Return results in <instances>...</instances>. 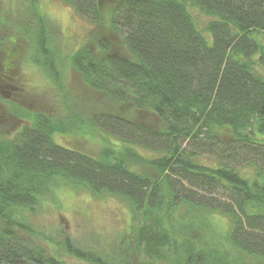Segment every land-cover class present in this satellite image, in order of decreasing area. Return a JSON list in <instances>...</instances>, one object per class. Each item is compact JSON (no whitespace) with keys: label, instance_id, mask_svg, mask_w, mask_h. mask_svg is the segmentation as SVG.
<instances>
[{"label":"trees","instance_id":"1","mask_svg":"<svg viewBox=\"0 0 264 264\" xmlns=\"http://www.w3.org/2000/svg\"><path fill=\"white\" fill-rule=\"evenodd\" d=\"M58 1L92 26L70 67L107 105L88 115L64 95L60 117L18 105L21 48L63 94L59 32L37 0L0 8V264H67L60 251L80 264H264V0ZM9 118L20 124L4 133ZM92 132L106 140L95 155L56 141ZM64 187L124 202L130 231L104 254L66 236L48 252L26 216Z\"/></svg>","mask_w":264,"mask_h":264},{"label":"rangeland","instance_id":"2","mask_svg":"<svg viewBox=\"0 0 264 264\" xmlns=\"http://www.w3.org/2000/svg\"><path fill=\"white\" fill-rule=\"evenodd\" d=\"M37 2L42 13L57 25L59 36L54 39L53 46L57 55V70L61 75L59 79L62 81L64 92L62 94V90L56 86L55 82L47 75L45 76L39 68L30 65L31 63L21 48L19 62H16V66H21L23 72L22 84L19 85L21 90L9 86V89L17 93H15L17 97L15 102L27 110H43L60 117L66 115L65 105L62 102L66 95L69 107H79L80 110L90 115L96 108L106 106L107 102L101 94L90 90L81 77L72 70L70 57L87 42L92 26L84 17L77 15L67 3L58 0H37ZM28 4L29 0H0L2 11L14 14L19 9H25V5ZM189 11L197 25L204 29L209 18L192 7H189ZM261 40L264 44L263 37ZM3 55L0 50V57ZM5 91V97L11 96L8 91ZM144 118L150 122L154 121L152 116ZM7 124L9 128H6L4 133L15 129L20 121L9 118ZM83 129L89 128L84 126ZM89 135L78 133L68 137L56 136V141L95 155L106 144V140L94 132ZM142 154L151 156L152 153L143 150ZM26 219L35 230L51 238L48 242L38 239V244L50 253L58 251L54 242L66 236L79 249L104 254L109 252L130 231L131 226L130 211L127 205L119 199L110 196L97 197L86 191L65 187L55 189L35 212L27 214ZM211 222L214 225L213 228L218 231L217 235L223 236L228 228L227 220L215 215L212 216ZM60 253L67 264H80L75 257L63 251Z\"/></svg>","mask_w":264,"mask_h":264}]
</instances>
